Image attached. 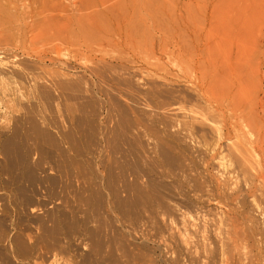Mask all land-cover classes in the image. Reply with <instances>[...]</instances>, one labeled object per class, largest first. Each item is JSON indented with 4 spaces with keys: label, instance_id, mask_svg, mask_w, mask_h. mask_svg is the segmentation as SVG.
Listing matches in <instances>:
<instances>
[{
    "label": "rangeland",
    "instance_id": "rangeland-1",
    "mask_svg": "<svg viewBox=\"0 0 264 264\" xmlns=\"http://www.w3.org/2000/svg\"><path fill=\"white\" fill-rule=\"evenodd\" d=\"M155 7L145 45L63 7L0 45V264H264V0Z\"/></svg>",
    "mask_w": 264,
    "mask_h": 264
},
{
    "label": "bare ground",
    "instance_id": "bare-ground-1",
    "mask_svg": "<svg viewBox=\"0 0 264 264\" xmlns=\"http://www.w3.org/2000/svg\"><path fill=\"white\" fill-rule=\"evenodd\" d=\"M155 2L156 0H0V29L7 34V36L0 35V45L4 47L12 44L13 35L9 32L13 25L19 27V38L25 39L27 32L31 34L35 28L40 26L41 20L45 17L53 19L56 14L61 13L62 7L66 14L76 13L78 16L88 18L100 15L105 18L112 29L109 37L112 40L116 38L112 41L115 45L125 43L128 35L145 45L150 40L153 14L157 21L161 19V16L157 15L158 11H155ZM13 12L19 13V17L16 18ZM96 52L97 50L92 46H87L85 54L88 58L94 59ZM244 121L252 120L245 118ZM251 125H256V123L253 121ZM214 128L216 134L219 135V128L217 126ZM242 130L234 131L232 141L234 146L232 153L241 161L245 160L247 154L255 151L254 147L244 139ZM220 140L219 138L218 141ZM216 166L218 178H224L232 184L237 182L238 179L232 170L233 165L231 166L224 155L216 159ZM255 207L258 210V206ZM262 215L264 224V212ZM211 222L214 235L221 238L223 229L220 220L212 219ZM194 229V222L189 218H184L178 236L185 248H191L192 237L188 233ZM199 239L204 241L203 233H199ZM240 255L246 256L244 250L240 251Z\"/></svg>",
    "mask_w": 264,
    "mask_h": 264
}]
</instances>
